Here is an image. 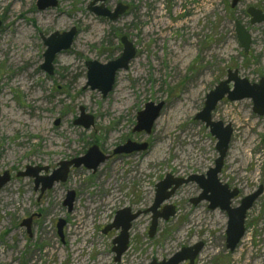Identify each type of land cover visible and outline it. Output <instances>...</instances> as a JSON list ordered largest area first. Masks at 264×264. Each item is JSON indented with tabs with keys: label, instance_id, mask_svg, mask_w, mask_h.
<instances>
[{
	"label": "rangeland",
	"instance_id": "obj_1",
	"mask_svg": "<svg viewBox=\"0 0 264 264\" xmlns=\"http://www.w3.org/2000/svg\"><path fill=\"white\" fill-rule=\"evenodd\" d=\"M37 1L0 0V175H12L0 191V264H100L103 258L101 264L163 263L198 244L204 248L195 264H264V192L248 212L245 237L234 252L227 248V213L212 211L207 201L191 203L202 194L196 183L182 186L161 207L174 206L177 215L160 221L154 238L148 234L152 214L133 222L120 263L113 252L120 231L103 233L120 210L147 212L166 176L189 179L215 167L217 139L196 117L230 70L251 84L264 79V23L252 25L247 14L249 8L264 12V0H245L236 9L233 0H108L107 10L120 4L130 9L116 22L89 10L95 0H57L45 11ZM237 22L252 36L248 54ZM72 29L78 33L72 48L58 54L54 74L47 75L42 36ZM123 37L137 54L105 98L87 86L86 63L119 59ZM173 52L181 53L178 63ZM148 103L165 104L161 116L150 135L134 133ZM253 107V100L225 99L213 114L233 128L219 175L223 185L240 191L233 208L264 189V118ZM82 108L95 118L90 130L75 125ZM128 141L149 149L114 155ZM94 146L108 161L96 173L71 168L67 181L43 197L33 178H18L27 167L48 168L40 176L51 177L61 163L84 158ZM69 192L76 194L71 213L64 205ZM33 217L29 233L23 221ZM59 221L67 222L64 241Z\"/></svg>",
	"mask_w": 264,
	"mask_h": 264
},
{
	"label": "water",
	"instance_id": "obj_2",
	"mask_svg": "<svg viewBox=\"0 0 264 264\" xmlns=\"http://www.w3.org/2000/svg\"><path fill=\"white\" fill-rule=\"evenodd\" d=\"M108 0H95L89 7V10L96 14L98 17H103L109 21L116 22L121 15L127 13L130 9L122 4L118 5L114 11L107 10L105 3ZM245 0H233L232 9H236L241 2ZM99 7H97L98 4ZM59 5L57 0H38L37 8L40 11H45L49 8H56ZM248 15L251 16L252 25H260L264 23V12L262 10H257L255 8H249ZM236 35L238 37L239 43L244 48L245 52L248 54L251 50L252 36L247 31V29L239 22L236 23ZM2 22L0 21V29L2 28ZM78 33L76 29L70 30L68 33H55L50 37H43L44 45L47 48L44 54L45 62L41 66L42 70L47 74L52 76L54 74L55 68L53 66L59 53L63 51H69L72 48L75 38ZM122 45L124 46L122 56L113 60L112 62L104 65L98 62L90 61L86 63L88 67V83L87 86L91 90L98 91L105 98L113 92L115 87L116 78L119 72L123 70H128L131 62L136 57V50L134 45L128 41L126 37H123ZM233 84V88L231 85ZM232 102H242V100H253L254 107L253 111L260 117L264 118V79L259 84H251L247 79H240L239 73L237 71L230 70L226 81L220 83L214 90L210 91V94L206 98V104L204 109L197 115L196 120L202 121L206 124V127L210 130V133L217 139V151L219 158L215 162V167L207 172L203 176H192L189 179H176L171 174L166 176L165 180L157 185V194L155 197V202L153 206L147 212H137L133 213L132 210L124 209L117 213L115 221L104 230V234L107 235L109 232L116 230L120 231L119 237L113 241V252L115 253L116 262L120 263L123 255L130 249V231L133 227V222L140 219L144 214L151 215V228L149 229L150 238H154L157 235V230L160 225V221H170L177 215V211L174 206L161 207L177 193V191L184 185H189L196 183L199 188H201L202 194L193 199L191 202L194 206H198L204 201L209 202V209L212 211L221 210L228 215V228H227V248L230 251H235L238 245L242 242L245 237L246 229L245 224L247 221L248 212L253 209L257 200L263 194L264 189L260 188L256 193L246 196L236 208H233V202L240 198L239 189H231L226 184H222L219 175L224 169V163L228 157L227 153L230 150L231 141L233 138V128L231 125L226 126L223 122H216L213 119V112L221 104V102L226 99ZM165 104L160 103L157 106L148 103L146 110L138 114V120L134 133H146L150 135L154 129V125L160 118V114L164 108ZM95 118H92L86 114L84 108L81 110V116L75 122V125L84 127L90 130L93 127ZM60 121L57 122V126ZM149 145L146 143L139 144L132 141H128L126 145L119 146L116 148L114 155H130L137 152H147ZM109 156L104 155L97 146L89 149L88 153L84 158L74 159L73 161H64L59 166L58 170H55L53 176L51 177H41L40 173L42 171H48V168H37V167H27L25 171L18 174V178H33L35 180V191H40L43 194L46 191L52 190L57 183H64L67 181L71 168H81L85 166L89 171L96 173L98 168L108 161ZM12 175L9 172H5L0 175V191L4 189L11 181ZM76 199V194L74 192H69L67 199L64 201V205L68 207L69 212L74 210V202ZM33 218L23 221V225L28 228V232L31 233V224L33 223ZM67 225L66 221H59L57 224L58 235L64 241V231ZM204 245L198 244L195 247L184 248L181 253H177L169 261H163V263H157L153 261L152 264H182L188 261L189 264H195L196 259L201 254Z\"/></svg>",
	"mask_w": 264,
	"mask_h": 264
},
{
	"label": "bare ground",
	"instance_id": "obj_3",
	"mask_svg": "<svg viewBox=\"0 0 264 264\" xmlns=\"http://www.w3.org/2000/svg\"><path fill=\"white\" fill-rule=\"evenodd\" d=\"M161 20H162V18H161ZM160 24L163 25V21H160ZM189 44H190V43H189ZM176 51H177V49H176ZM173 53H174V55H175L174 62H175V63H176V62L178 63L179 59H181V58L179 57V54H181V53H179V52H178V53H177V52H173ZM181 60H182V59H181ZM49 252H50V251H49ZM6 254H7V252H5V251L2 253V255H3V259L1 260V262H2V261L5 262ZM60 256H61V255H60ZM8 257H9V256H8ZM62 257H63V256H62ZM73 257H74V256H73ZM72 259H73V258H72ZM75 259H76V258H75ZM100 259H101V258H100ZM103 261H104V258L100 260V264H101ZM245 263H246V262H245ZM76 264H77V263H76Z\"/></svg>",
	"mask_w": 264,
	"mask_h": 264
}]
</instances>
